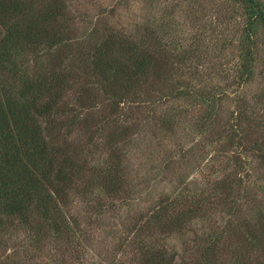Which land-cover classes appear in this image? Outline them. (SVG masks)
Returning a JSON list of instances; mask_svg holds the SVG:
<instances>
[{
    "label": "trees",
    "instance_id": "16d2710c",
    "mask_svg": "<svg viewBox=\"0 0 264 264\" xmlns=\"http://www.w3.org/2000/svg\"><path fill=\"white\" fill-rule=\"evenodd\" d=\"M94 1L0 0V264H264V0ZM145 131L177 183L123 220Z\"/></svg>",
    "mask_w": 264,
    "mask_h": 264
},
{
    "label": "rangeland",
    "instance_id": "374dc122",
    "mask_svg": "<svg viewBox=\"0 0 264 264\" xmlns=\"http://www.w3.org/2000/svg\"><path fill=\"white\" fill-rule=\"evenodd\" d=\"M111 1L112 0H95L93 2V5L97 6L98 4L102 3L107 4ZM207 4H209V1L207 2ZM132 5L141 7L142 4L139 5L138 2L134 1ZM207 10H209V6H204L201 11L200 17H203ZM230 52L231 51H229V54ZM253 87H255V85ZM177 132V136L171 139L159 140V142L164 143V150H170L176 153H180L179 150L181 148L187 151V149L193 148L195 143L198 141L194 130V125L189 122V119H181L180 124L177 128ZM150 136L151 134H148V132L145 131L142 133V137L138 139L139 150H136L135 156L133 158V170L135 171L133 174V179L134 185L136 186L137 190H134V188L132 187V201L129 205H125L123 212L121 213L123 220H126L127 214H129L130 216H137L143 211H147V209L151 208L153 204L157 202L158 198L172 193L175 189L174 185H176L177 183V178H174V176H170L167 178V176L163 173L160 176L157 175V172L154 169L155 165L153 163V159L146 152L149 141L153 139L150 138ZM209 151L211 152V154H213L212 149H209ZM198 166V162L193 160L192 166L186 168L185 170H179L178 176H188V178L191 180L193 179V182H195L196 184L203 185L209 172L204 171L203 166ZM76 206L78 208L79 205ZM79 208H81V206ZM81 220L83 221V217H81ZM115 221L119 223L120 219L108 218L104 221L107 223L106 226H103L100 223H95L93 227L90 228V231L86 230L88 232V235H90V237L92 238L93 253L102 252L104 255L112 257V259L114 258V256L116 259H119V257L121 258V256L124 255L125 251L123 250V248L122 250H120V230L119 227L115 225ZM84 225H86L85 216ZM116 228L118 229V232ZM196 229L198 231H201V225H198ZM170 244L174 245V248L177 251H180L179 239L177 237L172 238L170 240ZM97 255L98 254L94 255L96 259L98 258Z\"/></svg>",
    "mask_w": 264,
    "mask_h": 264
}]
</instances>
